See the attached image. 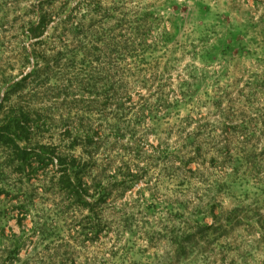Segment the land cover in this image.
Returning <instances> with one entry per match:
<instances>
[{"label":"rangeland","instance_id":"obj_1","mask_svg":"<svg viewBox=\"0 0 264 264\" xmlns=\"http://www.w3.org/2000/svg\"><path fill=\"white\" fill-rule=\"evenodd\" d=\"M5 95L0 264H264V0H0Z\"/></svg>","mask_w":264,"mask_h":264},{"label":"trees","instance_id":"obj_2","mask_svg":"<svg viewBox=\"0 0 264 264\" xmlns=\"http://www.w3.org/2000/svg\"><path fill=\"white\" fill-rule=\"evenodd\" d=\"M45 25L44 20H40L38 21V23H30L29 25V34L31 36H38V34L41 33L42 27ZM36 56V53H35ZM31 74H35V70L30 73ZM26 83V78L22 77L21 79H19L18 81H16L12 87L10 88V90L8 91L7 95H11V94H15V92L17 90H22L24 85ZM7 95H5L4 97L1 98L0 101V107L3 106V103L6 100H9V97H7ZM8 98V99H7ZM19 99L17 98L16 101H13L15 103L21 104V101H18ZM24 102V101H23ZM13 108H11V111L13 113H15L16 115L8 117L7 119L2 120V126H0V132H4L5 135H0V140H6L5 137H7V139L12 140L11 138H8V134L10 135H16V130H19L18 132L22 133L21 135H25L26 137L30 138V126L32 125V121H34V119L32 117H30L31 115H29V113H27L28 111H24V105L22 106H16V105H12ZM26 107V106H25ZM15 108V109H14ZM18 114V115H17ZM12 129V132L10 131ZM16 131V132H15ZM34 156V157H32ZM45 158L47 160H49L50 162L53 161L52 156L50 155V152H48L47 150H43V151H37L34 154L30 153L27 150H22L20 152L19 156H16V161L18 162V166L21 168H32L35 169L36 167L38 168L39 165L45 166L46 162H44ZM34 159V162H36V166L33 167L32 163H30V160ZM57 165H59V170L62 171L64 174V178H65V182L70 185V187L72 188V194L75 197L74 201L79 202L80 201V196L82 195V189H81V183L78 180V176L83 172V169L85 167V162L82 161L81 159H76V158H70V162H67L65 159H62L61 157L57 159ZM70 167V181L68 179L69 175H68V168ZM23 169V170H24ZM71 174L74 176V180L71 179ZM18 223H20V221L18 220Z\"/></svg>","mask_w":264,"mask_h":264}]
</instances>
